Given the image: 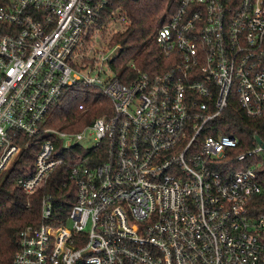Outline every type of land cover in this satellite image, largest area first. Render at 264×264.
<instances>
[{"label":"built area","instance_id":"2783aa9c","mask_svg":"<svg viewBox=\"0 0 264 264\" xmlns=\"http://www.w3.org/2000/svg\"><path fill=\"white\" fill-rule=\"evenodd\" d=\"M113 2L0 0V176L35 146L15 180L31 195L81 149L69 157L72 205L62 218L43 194L40 222L18 231L10 264H264V215L251 205L264 148L255 140L234 155L239 139L217 129L234 103L264 114V0H169L153 32L169 66L129 62L135 73L121 80L116 55L102 57L115 74L101 80L87 73L100 62L83 40ZM76 84L98 87L111 113L76 132L51 126Z\"/></svg>","mask_w":264,"mask_h":264},{"label":"trees","instance_id":"16d2710c","mask_svg":"<svg viewBox=\"0 0 264 264\" xmlns=\"http://www.w3.org/2000/svg\"><path fill=\"white\" fill-rule=\"evenodd\" d=\"M116 10L120 14H116ZM172 10L169 0H114L113 5L90 26L83 43H89L90 36L97 29L106 28L117 16L115 18L119 21L120 29L107 35L108 47H120L110 62L117 76L124 80L125 74L135 73V70L160 72L169 66V62L155 42L153 32ZM104 31L101 32L102 38L106 35ZM129 62L134 64L135 70L128 66ZM80 104H84L87 109H79ZM234 106L237 105L234 103L229 106L217 118V129L223 134L234 135L239 139V145L232 150L235 155L254 147L256 137L264 142V114L254 118L246 117ZM106 111L111 113V103L101 94L98 87L76 84L67 87L62 99L54 106L50 125L76 132ZM75 118L77 120L74 121ZM69 122L73 124L69 125ZM35 149L34 146L32 149L21 150L17 162L0 176V264L11 263L17 249L18 231L27 224L40 222V199L43 194L52 195L55 211L60 213L62 218L73 202L74 187L68 178L71 165L69 157L81 152V149L78 147L66 158L64 156V162L57 166L47 183L34 194L27 195L16 186L15 180L25 165H32ZM225 162H230L238 168L247 165L235 162V159ZM258 174L261 191L254 196L251 205L256 215H264V168Z\"/></svg>","mask_w":264,"mask_h":264},{"label":"rangeland","instance_id":"374dc122","mask_svg":"<svg viewBox=\"0 0 264 264\" xmlns=\"http://www.w3.org/2000/svg\"><path fill=\"white\" fill-rule=\"evenodd\" d=\"M120 29L119 21H110L108 24L106 30V35L104 38L107 37L112 31H116ZM91 42V41H90ZM90 42L85 44L87 52L90 54H93L95 58L99 59L100 67H94L93 70H89L87 73L90 77H97L100 75L101 80H105L108 77H112L115 73L110 68V64L108 61H100L102 57H107L109 60H111L119 51V49L115 46L106 47L105 41H103V38H95L92 39L91 47ZM90 47V48H89ZM84 49V48H83ZM82 49V50H83ZM92 143V140L85 138L82 141H80L81 145L87 146ZM67 225H70V222L67 223Z\"/></svg>","mask_w":264,"mask_h":264},{"label":"water","instance_id":"95a60500","mask_svg":"<svg viewBox=\"0 0 264 264\" xmlns=\"http://www.w3.org/2000/svg\"><path fill=\"white\" fill-rule=\"evenodd\" d=\"M255 140H256L257 144H261L262 147L264 148V143L262 142V140L259 137H256Z\"/></svg>","mask_w":264,"mask_h":264}]
</instances>
